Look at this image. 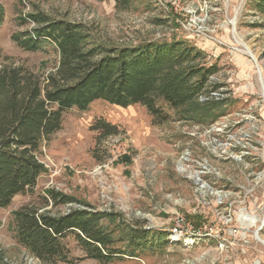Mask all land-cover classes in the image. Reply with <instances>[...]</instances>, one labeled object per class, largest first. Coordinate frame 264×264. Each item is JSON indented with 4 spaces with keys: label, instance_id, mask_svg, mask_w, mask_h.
I'll use <instances>...</instances> for the list:
<instances>
[{
    "label": "rangeland",
    "instance_id": "obj_1",
    "mask_svg": "<svg viewBox=\"0 0 264 264\" xmlns=\"http://www.w3.org/2000/svg\"><path fill=\"white\" fill-rule=\"evenodd\" d=\"M253 0H135L130 10L113 1L0 0L5 22L0 28V69L23 65L53 70L55 54L23 50L14 36L32 30L21 19L41 12L53 19L86 25L94 39L108 47L142 41L180 40L205 54L219 72L209 91L229 99L227 106L207 113L182 111L160 104L168 119L154 118L142 105L121 108L104 101L89 110L63 114L62 129L43 147L44 173L33 192L0 208V264L29 262L12 232L13 214L29 206L53 215L73 210L113 214L105 220L125 238L129 229L144 227L161 235L157 246L139 258L125 256L111 264H264V20L253 24ZM210 96V93L207 94ZM199 100L201 98L199 97ZM198 102V99H197ZM218 114L216 120L212 116ZM209 118H203V117ZM258 122L250 154L233 160L216 153L213 138L239 134ZM120 133L99 141L98 121ZM188 149L193 159L206 160L216 174L206 177L207 191L177 170ZM56 191L74 199L66 206L44 207ZM182 221L180 233H174ZM71 263L100 264L86 257L75 235L63 240ZM118 247L126 248V244ZM36 258V257H35Z\"/></svg>",
    "mask_w": 264,
    "mask_h": 264
},
{
    "label": "trees",
    "instance_id": "obj_2",
    "mask_svg": "<svg viewBox=\"0 0 264 264\" xmlns=\"http://www.w3.org/2000/svg\"><path fill=\"white\" fill-rule=\"evenodd\" d=\"M96 1H113L118 10L127 11L135 0ZM252 4L264 20V0ZM4 22L0 5V28ZM20 23L35 27L15 35V42L25 51L55 54L58 62L53 70L46 64L37 71L13 64L0 69V208H9L15 197L37 187L47 172L41 161L43 147L62 129L66 111H87L94 102L104 101L121 108L142 105L154 118L165 121L168 116L162 103L176 111L193 107L206 113L227 106L229 99L199 100L218 90L209 91L208 86L220 69L208 65L205 54L185 41L108 47L99 44L86 25L41 12ZM218 117L215 114L212 120ZM94 130L100 133L99 141L120 133L118 127L102 120ZM73 202L56 191L44 197L45 209ZM105 220L115 222L118 216L89 210L53 215L26 206L14 212L12 232L19 246L44 264L71 263L63 244L69 234L75 235L87 258L100 264L125 256L139 258L161 238L143 226H132L123 239L116 226L111 229L103 224ZM122 243L126 248L118 247Z\"/></svg>",
    "mask_w": 264,
    "mask_h": 264
},
{
    "label": "built area",
    "instance_id": "obj_3",
    "mask_svg": "<svg viewBox=\"0 0 264 264\" xmlns=\"http://www.w3.org/2000/svg\"><path fill=\"white\" fill-rule=\"evenodd\" d=\"M255 17L252 21L253 24L259 23V20L262 18L259 14L255 13ZM263 19V18H262ZM201 100L208 101L211 98L220 99V94L217 92H211L210 96L202 95ZM251 127L249 129L241 131L239 134L232 133L229 130L226 138L223 141L219 137L213 138V141L210 143L216 153L220 156H226L227 158L233 160H241L245 155L250 154L251 149L253 148L251 143L254 139V134L258 131V122L252 117L250 120ZM177 170L179 173L186 175L191 179L196 185L199 191H207L210 188V185L206 182V177L216 174L215 169L208 163L206 160H195L192 157L191 152L186 149L181 154L177 162ZM182 228V221H178L174 229V233H180ZM38 260L34 256H31L29 259L30 263Z\"/></svg>",
    "mask_w": 264,
    "mask_h": 264
}]
</instances>
